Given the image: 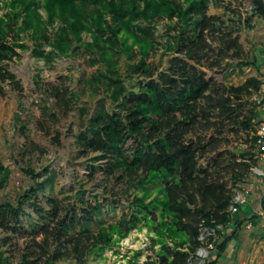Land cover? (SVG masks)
Wrapping results in <instances>:
<instances>
[{
    "label": "trees",
    "instance_id": "trees-1",
    "mask_svg": "<svg viewBox=\"0 0 264 264\" xmlns=\"http://www.w3.org/2000/svg\"><path fill=\"white\" fill-rule=\"evenodd\" d=\"M8 1L9 10L0 17V94L4 85L22 89L6 62L29 48L27 35L32 55L47 65L79 49L90 65H103L87 83L92 89L106 86L111 108L101 102L75 136L79 154H93L85 177L103 189V197L88 196L82 184L70 194L63 191L62 198L46 196L55 173L45 168L46 177L38 181L41 175L27 170L34 184L16 205L0 204V229L6 233L0 237V264H13L1 245L18 238L24 246L16 264H83L92 249L109 246L113 234H127L146 221L161 230L160 237L165 227L173 239L158 240L159 249L145 264H189L207 244L217 247L209 261L217 264L245 221L230 208L243 206L236 194L258 163L264 105V96L253 97L263 84L258 76L239 84L226 79L245 67L257 70L263 61L264 50L246 56L240 33L253 27L254 18L264 21V0H249L247 7L246 0H227L214 14L211 0ZM164 19L169 24L160 39L156 25ZM83 32L90 41H83ZM128 37L139 45L138 61L132 62L136 54ZM158 50L167 55L161 69L148 61ZM121 53L131 61L130 86L118 67ZM50 92L62 113L72 109L76 93L62 86ZM41 111L54 122L59 118L47 108ZM238 141L248 146L239 148ZM0 173L7 177L2 165ZM39 193L46 206L38 202ZM30 194L31 214L23 208ZM123 200L128 210L107 221Z\"/></svg>",
    "mask_w": 264,
    "mask_h": 264
},
{
    "label": "rangeland",
    "instance_id": "rangeland-1",
    "mask_svg": "<svg viewBox=\"0 0 264 264\" xmlns=\"http://www.w3.org/2000/svg\"><path fill=\"white\" fill-rule=\"evenodd\" d=\"M226 1L211 0L209 13H221ZM248 1H245V7L248 6ZM5 2L9 1L0 0V17L9 10ZM40 12L44 15L43 10ZM168 24V20L164 19L156 25V35L160 39L164 36ZM57 25L58 22L55 23V26ZM252 26L240 33V40L249 58L253 54H261L264 50V21L254 18ZM25 36L24 43L29 48L19 50V57L6 62L7 67L16 74L22 89L16 91L9 85H4L5 93L0 94V165H2V171L7 172L5 179H3L4 174L0 173V204L16 205L24 192L34 184V176L27 174V170H34L35 174H40L37 180L41 181L46 177L43 174L45 168H49V174L55 173L53 188L50 184L46 186V196L62 198L63 191H68L70 194V188L73 187L77 191V187L82 184L88 196L98 194L102 198L103 189L88 182L85 177L86 166L93 154L80 155L75 144V136L83 130L84 124L99 108L101 102L107 109L111 108L110 91L106 86L99 85L92 89L87 83L98 68L104 71V66L90 65L83 49H79L70 56L58 57L51 65H47L42 59L32 55V41L29 36ZM82 39L86 42L90 41L91 37L83 32ZM135 39L128 37L127 40V45H133V51L136 54L132 62L141 58L138 52L139 45L134 43ZM261 56L263 61L257 70L253 67H245L226 79L229 83L239 84L249 76H258L263 84L261 90L253 97L259 100L264 96V53ZM117 57L122 78L130 86L134 79L128 76L126 67L131 61L126 53L118 54ZM166 60L167 55H163L161 50L148 58L150 63L160 69L165 66ZM58 86L68 87L71 92L76 93L72 109L67 113H62L51 95V88ZM45 108L47 112H56L59 116L58 120L54 122L49 116H44L41 110ZM261 117L264 122V105L261 106ZM243 140L244 137L239 139V141ZM239 141L237 142L239 148L248 146ZM155 194L156 191L153 196ZM238 196L245 198V203L235 213L241 217L245 216V221L222 252L217 264H264V206L262 204L264 159H258L249 177L241 184V190L236 194V197ZM37 199L42 206H46L44 195L39 193ZM33 200H35L34 195L30 194V201L28 200L23 207L27 213L33 212L29 205ZM122 202V208H118L115 214L105 216L107 221H113L116 216L121 215L123 210H128L126 201ZM156 215L159 220L162 219L159 212ZM253 215L256 217L252 219ZM23 218L29 221L26 217L23 216ZM232 228L233 226H230L226 233ZM168 231L163 227V236L160 237L161 230L158 233L146 221L127 234L115 233L109 246L92 249L83 264H145L146 260L154 258L155 252L159 249L158 240L172 243L173 237H170ZM4 236L6 233L0 229V237ZM11 242L2 244L1 247L12 263L16 264L20 261L24 241L18 238ZM217 252V247L213 248L211 244H207L198 250V258H193L189 264H210L209 261ZM56 264L78 263L74 260H62Z\"/></svg>",
    "mask_w": 264,
    "mask_h": 264
},
{
    "label": "built area",
    "instance_id": "built-area-1",
    "mask_svg": "<svg viewBox=\"0 0 264 264\" xmlns=\"http://www.w3.org/2000/svg\"><path fill=\"white\" fill-rule=\"evenodd\" d=\"M257 135L259 136V139L257 142L259 158L264 159V122L260 123V125L257 129ZM235 202H238L240 204H244L245 198H243L242 196L235 197ZM230 209L232 212H235L237 210V208L234 206H231Z\"/></svg>",
    "mask_w": 264,
    "mask_h": 264
}]
</instances>
